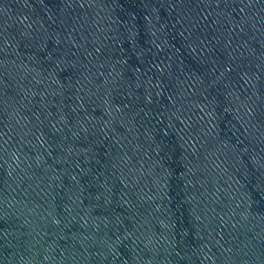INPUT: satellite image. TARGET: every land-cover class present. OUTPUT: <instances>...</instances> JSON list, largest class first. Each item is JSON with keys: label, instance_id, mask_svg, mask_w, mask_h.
<instances>
[{"label": "water", "instance_id": "water-1", "mask_svg": "<svg viewBox=\"0 0 264 264\" xmlns=\"http://www.w3.org/2000/svg\"><path fill=\"white\" fill-rule=\"evenodd\" d=\"M0 264H264V0H0Z\"/></svg>", "mask_w": 264, "mask_h": 264}]
</instances>
